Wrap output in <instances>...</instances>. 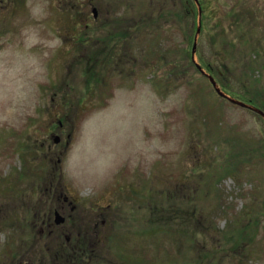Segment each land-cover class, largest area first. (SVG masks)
<instances>
[{
  "label": "rangeland",
  "instance_id": "obj_1",
  "mask_svg": "<svg viewBox=\"0 0 264 264\" xmlns=\"http://www.w3.org/2000/svg\"><path fill=\"white\" fill-rule=\"evenodd\" d=\"M146 1L128 11L136 4L133 16L144 14ZM238 1L246 0H207L192 54L196 42L211 60L207 34ZM249 1L264 18V0ZM118 6L0 0V264L31 261L45 245L56 194L102 206V264H264V118L191 68L164 86L172 55L152 60L164 76L158 89L143 60L106 70L100 60L89 73L83 49L98 53L92 42L111 36ZM174 21L178 48L185 18ZM248 84L264 94V68ZM246 145V163L235 167Z\"/></svg>",
  "mask_w": 264,
  "mask_h": 264
},
{
  "label": "trees",
  "instance_id": "obj_2",
  "mask_svg": "<svg viewBox=\"0 0 264 264\" xmlns=\"http://www.w3.org/2000/svg\"><path fill=\"white\" fill-rule=\"evenodd\" d=\"M131 1L128 0V6ZM172 1L174 0L146 1L145 13H135L133 16L132 11H137L136 4L132 5L133 9L130 12L128 6L126 9L123 8L124 1L120 0V6L114 11L110 24L112 31L109 34L111 36L98 37L92 42V46L98 50V53L94 52L93 48L83 49V53L86 52L85 55L90 59L89 66H87L89 73L92 71L95 73L94 70L100 60L105 70L108 69L107 67L113 68V66L124 68L128 66L135 69L139 67L137 61L143 60V64L152 69L150 72L152 75L151 84L158 89L164 81V76L159 75L158 71L154 70L155 65L152 60L159 61L155 63H160L162 59L168 61L166 56L172 55L168 64L171 66L174 77L167 78L168 84L163 83L164 86L169 87L171 80H179L183 68H191L197 74H201L190 50L194 41L197 15L199 16L197 3L195 0H179L180 7L174 6L171 9ZM215 1L221 4L222 0ZM198 2L203 18L207 0H198ZM241 2L238 1L231 9L221 10L224 13L219 16V23H214L212 30L207 34L212 58L211 60L208 59L204 55V49L200 47L196 53L199 57L198 64L205 71L204 76L207 78L212 76L220 87L230 95H235L234 97L241 101L264 111L263 92L259 93L251 86L248 88V83L252 79L254 80L255 73H259V70L264 68V46L260 47L256 44L258 28L264 25V18L261 16L259 6L253 7L249 0ZM220 8H222L221 5ZM179 12L182 13L178 14ZM180 15L185 18V25L181 30L182 45L177 48L174 45L171 28L176 25L174 19H178ZM107 26L104 25V28ZM203 30L204 26L201 29L202 33ZM169 33L172 34L170 39L167 38L171 36ZM75 41L76 44L80 43L79 39ZM112 43L114 45L110 46ZM76 49L81 51V47ZM243 60L244 63H242ZM233 82L240 86H236ZM253 113L258 117L260 115L255 111ZM241 150L242 152L236 156V161L233 163L235 167L243 164V162L246 163L244 158L249 146L246 145ZM233 172L235 173V171Z\"/></svg>",
  "mask_w": 264,
  "mask_h": 264
},
{
  "label": "flooded vegetation",
  "instance_id": "obj_3",
  "mask_svg": "<svg viewBox=\"0 0 264 264\" xmlns=\"http://www.w3.org/2000/svg\"><path fill=\"white\" fill-rule=\"evenodd\" d=\"M55 197L60 202L56 211L64 216L67 213L65 223L56 226L49 218L47 228L41 231V234L47 235L48 241L44 242V246L43 243L38 245L41 249L30 258L31 261L26 256L28 260L22 263L21 259V264H102L100 229L106 223L102 206L96 203L91 211V203L86 201L83 208L69 195L56 194ZM65 224L69 227L65 228Z\"/></svg>",
  "mask_w": 264,
  "mask_h": 264
},
{
  "label": "water",
  "instance_id": "obj_4",
  "mask_svg": "<svg viewBox=\"0 0 264 264\" xmlns=\"http://www.w3.org/2000/svg\"><path fill=\"white\" fill-rule=\"evenodd\" d=\"M195 1L198 4L199 11H200V14H201V10H200L201 7L199 5V2H198V0H195ZM93 13H94V16L97 17V15H98L97 9H94ZM200 31H201V27L199 26L198 27V33H200ZM195 53H196V42H195L194 49H193V54H195ZM209 78H210V81H211L212 85L216 89V92L218 93V95L220 97H222L224 99H227L231 103H233L235 105H238L240 107L253 110V111L259 113L260 115H262L264 117V112H262L260 109L254 107V106H251V105H249L247 103H244V102H242L240 100H237L235 98H232L231 96H229L228 94H226L225 92H223L221 90V88L218 86L217 82L215 81V79L213 77H209ZM55 142L58 143L59 142V138H57ZM55 222H56V224H62V223L65 222V218L59 212H57L56 213V221Z\"/></svg>",
  "mask_w": 264,
  "mask_h": 264
},
{
  "label": "bare ground",
  "instance_id": "obj_5",
  "mask_svg": "<svg viewBox=\"0 0 264 264\" xmlns=\"http://www.w3.org/2000/svg\"><path fill=\"white\" fill-rule=\"evenodd\" d=\"M148 163H150V160L148 159Z\"/></svg>",
  "mask_w": 264,
  "mask_h": 264
}]
</instances>
